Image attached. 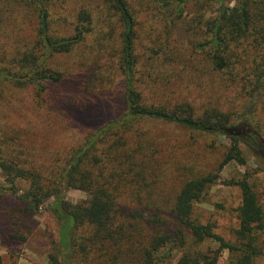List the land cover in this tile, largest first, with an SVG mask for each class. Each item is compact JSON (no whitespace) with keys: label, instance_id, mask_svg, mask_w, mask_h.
<instances>
[{"label":"trees","instance_id":"16d2710c","mask_svg":"<svg viewBox=\"0 0 264 264\" xmlns=\"http://www.w3.org/2000/svg\"><path fill=\"white\" fill-rule=\"evenodd\" d=\"M180 2L0 0L1 23L11 20L15 12L20 14L15 36H7V44L0 48V91L3 86L32 90L36 109L62 113L90 129L71 148L44 152L37 150L42 147L39 144L25 142L27 131L0 121V171L9 184L0 186V228L8 238L26 242L35 217L52 201L50 211L59 223V232L48 264H219L222 250L231 255L229 264H255L264 256V209L247 180L237 184L242 201L235 243L194 218L195 205L203 201L217 175L187 181L170 209L143 200L150 188L146 175L151 164L141 139L145 134L142 126L149 121L224 134L235 144L220 168L232 161L244 163L239 137L228 135L232 124L228 113L214 108L197 113L187 102L170 108L148 103L143 97L139 84L156 70L162 72V57L170 51L175 27L181 24L187 33L194 32L192 22L183 20L184 4ZM94 3L104 8L100 17L93 14ZM143 18H151L153 25L157 21L163 24L166 46L157 49L161 36L156 26L142 39L146 28ZM102 19L103 25L114 21L120 29L117 55L125 77L121 99L116 104L104 102L99 109L91 100H48L46 93L66 76L53 66L54 61L74 55L97 31L96 23ZM25 23L35 24L29 28L32 38L20 34L24 28L20 25ZM205 23L209 38L201 43L191 40L194 47L217 71L230 72L236 65H247L246 77L241 78L244 92L257 104L264 91V0H240L238 6L224 9ZM110 32L100 30L99 43L113 41L107 37ZM146 40L148 44L140 53V43L144 46ZM70 189L86 192L88 199L70 203L66 199ZM215 242L218 249L205 247ZM176 252L180 258L174 263Z\"/></svg>","mask_w":264,"mask_h":264},{"label":"rangeland","instance_id":"374dc122","mask_svg":"<svg viewBox=\"0 0 264 264\" xmlns=\"http://www.w3.org/2000/svg\"><path fill=\"white\" fill-rule=\"evenodd\" d=\"M183 20L192 22L193 31L179 24L173 30L170 39V51L162 58V72L156 70L150 79L141 81L143 97L148 103L173 108L183 102L190 103L197 113L206 109H217L228 113L232 118L231 131L228 135L239 137L238 148L244 163L232 161L220 168L234 142L224 134H205L191 131L178 125L149 121L142 126V137L151 169L146 175L150 186L143 200H149L155 206L170 209L185 183L193 178L217 175L218 179L210 187L203 201L195 205L194 218L203 225H209L219 237L235 243L239 230L238 209L242 196L237 184L247 180L257 193L264 209V91H261L257 104L244 92L245 64L234 66L228 72L217 71L191 40L199 43L209 38L206 21L218 17L224 9L239 5L240 0H181ZM101 5V4H100ZM99 4H93V14L100 17ZM174 6V10L177 8ZM20 14L15 12L7 23L0 21V48L7 44V38L15 36L16 20ZM1 20V17H0ZM84 46L74 55L54 61L53 66L66 73L65 81L46 93L48 100L56 101L91 100L98 109L104 102L118 103L124 93L125 77L119 66L120 29L114 21L104 22ZM144 38H148L152 27L159 33V46H166L163 24L151 18L145 19ZM182 23L181 21L175 23ZM206 25V26H205ZM23 37L32 38L29 28L35 24H23ZM112 27V28H109ZM111 30L105 44L99 43L97 34L100 30ZM153 35V34H152ZM8 36V37H7ZM7 37V38H6ZM19 40L26 41L24 38ZM140 43V53L144 52ZM10 48V45L6 46ZM166 48V47H165ZM138 76H141L138 74ZM242 78V79H241ZM0 121L13 123L18 130L28 132L25 142L39 144L37 150L48 152L51 149L62 151L71 148L80 139L86 137L90 129L75 124L64 114L39 110L33 105L32 90H21L14 86L1 87ZM32 89V88H30ZM264 90V88H263ZM9 184L0 171V186ZM20 189L24 190L22 184ZM66 199L72 204L84 203L87 193L70 189ZM52 201L46 203L35 217L32 234L26 242L7 237V232L0 228V257L3 264H48V255L52 245L58 239L59 223L50 211ZM152 205V204H151ZM169 212V211H168ZM264 243V232L261 234ZM218 249L219 244L207 243L205 247ZM180 255H173L176 263ZM231 255L221 251L219 264H229ZM255 264H264V256L255 260Z\"/></svg>","mask_w":264,"mask_h":264}]
</instances>
